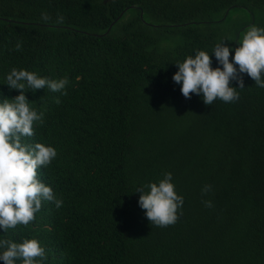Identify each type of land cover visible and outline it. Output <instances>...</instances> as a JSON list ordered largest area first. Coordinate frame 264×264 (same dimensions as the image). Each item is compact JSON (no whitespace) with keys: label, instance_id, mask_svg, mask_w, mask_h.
<instances>
[{"label":"trees","instance_id":"1","mask_svg":"<svg viewBox=\"0 0 264 264\" xmlns=\"http://www.w3.org/2000/svg\"><path fill=\"white\" fill-rule=\"evenodd\" d=\"M251 25L264 0H0V99L19 94L3 85L12 67L70 81L66 96L25 93L45 113L26 142L56 148L38 174L64 204L4 238L38 239L45 264H264V88L244 73L239 100L205 105L172 80ZM166 172L183 213L157 227L136 189Z\"/></svg>","mask_w":264,"mask_h":264},{"label":"clouds","instance_id":"2","mask_svg":"<svg viewBox=\"0 0 264 264\" xmlns=\"http://www.w3.org/2000/svg\"><path fill=\"white\" fill-rule=\"evenodd\" d=\"M41 19L49 21L46 11L41 12ZM63 22V17L57 18ZM227 39L217 43L211 54L205 50H195L182 62L175 65L178 70L172 80L180 85L184 97L190 94L201 96L205 105H213L221 100L232 103L240 98L238 89H244L242 74L251 77L255 86L264 88V27L249 26L237 42V47L225 44ZM23 47L17 41L14 50ZM232 55L231 61L229 59ZM217 67H212V56ZM238 66V67H237ZM9 90H18L13 98L0 99V261L3 264H45L47 250L35 238H24L22 242L5 239L8 229L18 225L27 226L36 216L40 218L45 208L43 202H52L57 209L64 204L53 190L39 178L38 170L49 166L58 153L54 146L41 142L27 143L26 138L35 134L34 125L45 123L44 111H38L29 102L25 93L46 89L66 96L70 83L67 76L53 79L41 76L24 68L12 67L4 77ZM235 81L238 87L231 86ZM3 93L0 92V97ZM59 104L60 98L55 97ZM211 185L202 188L203 193L211 191ZM139 206L146 210L145 216L152 225L167 227L174 225L183 213L184 197L177 193L171 172H166L158 182H149L136 189ZM206 207H213L211 200L203 201Z\"/></svg>","mask_w":264,"mask_h":264}]
</instances>
